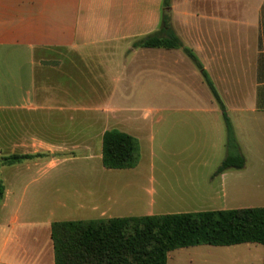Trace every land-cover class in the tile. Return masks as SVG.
<instances>
[{"label":"crops","instance_id":"0c3cea01","mask_svg":"<svg viewBox=\"0 0 264 264\" xmlns=\"http://www.w3.org/2000/svg\"><path fill=\"white\" fill-rule=\"evenodd\" d=\"M162 2L0 0V156L40 154L0 164V264H55L54 222L264 207V0H169L244 157L221 172L222 110L199 67L183 48L134 45L159 29ZM110 129L138 140L135 167H103ZM165 138L167 169L152 146ZM263 259L260 243L198 244L166 264Z\"/></svg>","mask_w":264,"mask_h":264},{"label":"trees","instance_id":"16d2710c","mask_svg":"<svg viewBox=\"0 0 264 264\" xmlns=\"http://www.w3.org/2000/svg\"><path fill=\"white\" fill-rule=\"evenodd\" d=\"M169 7V1L163 0L159 29L139 38L134 45L183 48L201 70L204 81L222 110L226 156L216 171L242 168L244 157L239 153L234 129L220 96L195 55L183 46L173 31ZM35 156L40 154L0 156V164L11 165ZM139 157V143L135 137L117 129L104 132V168H133ZM3 193L4 187L0 182V201ZM51 238L55 264H166L167 253L180 247L243 242L264 245V207L54 222Z\"/></svg>","mask_w":264,"mask_h":264},{"label":"rangeland","instance_id":"374dc122","mask_svg":"<svg viewBox=\"0 0 264 264\" xmlns=\"http://www.w3.org/2000/svg\"><path fill=\"white\" fill-rule=\"evenodd\" d=\"M169 1V0H168ZM129 104H135L137 106H140V107H148L151 105V98H129ZM145 113V112H144ZM143 113V114H144ZM152 114L148 113V117L145 118V120L143 121L144 124H151L152 122ZM167 122H166V119H164L163 122L159 123V124H155L154 125V128H157L158 126L161 128V131L162 132H166V127H167ZM147 126V125H146ZM159 141V140H158ZM143 145H145V151L148 149V146H149V143L146 141V142H143ZM156 142L153 143V151L154 153H156V156H160L163 158L162 161L165 163V169H167L166 167V164H167V141H166V138H165V141L162 143V151H159L156 147ZM147 146V148H146ZM148 152L146 153V156L143 157L142 159V162L146 165H148L150 163V160L153 161V163L155 164V166L158 164V158L155 156L149 158V156L147 155ZM77 164H82L83 162L79 161V162H76ZM75 163V164H76ZM65 167H69L70 164L68 163H65L64 165ZM73 166V164H72ZM120 181V180H119ZM120 184H122L120 182Z\"/></svg>","mask_w":264,"mask_h":264}]
</instances>
